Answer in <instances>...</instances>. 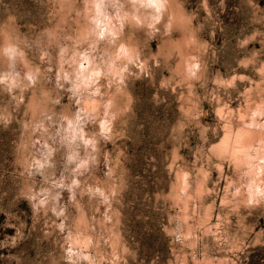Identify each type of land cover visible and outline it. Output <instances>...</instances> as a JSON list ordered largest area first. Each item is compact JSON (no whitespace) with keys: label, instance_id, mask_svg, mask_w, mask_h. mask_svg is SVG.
Returning <instances> with one entry per match:
<instances>
[{"label":"rangeland","instance_id":"rangeland-1","mask_svg":"<svg viewBox=\"0 0 264 264\" xmlns=\"http://www.w3.org/2000/svg\"><path fill=\"white\" fill-rule=\"evenodd\" d=\"M0 264H264V0H0Z\"/></svg>","mask_w":264,"mask_h":264}]
</instances>
